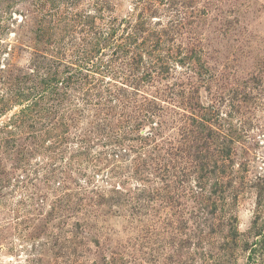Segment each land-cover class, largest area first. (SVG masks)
Returning <instances> with one entry per match:
<instances>
[{"label": "rangeland", "instance_id": "obj_1", "mask_svg": "<svg viewBox=\"0 0 264 264\" xmlns=\"http://www.w3.org/2000/svg\"><path fill=\"white\" fill-rule=\"evenodd\" d=\"M0 264H264V0H0Z\"/></svg>", "mask_w": 264, "mask_h": 264}]
</instances>
